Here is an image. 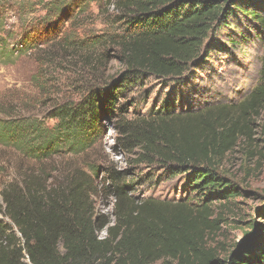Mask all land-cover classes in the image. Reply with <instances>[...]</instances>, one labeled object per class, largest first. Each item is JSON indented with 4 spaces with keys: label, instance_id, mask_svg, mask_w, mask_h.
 Segmentation results:
<instances>
[{
    "label": "trees",
    "instance_id": "trees-1",
    "mask_svg": "<svg viewBox=\"0 0 264 264\" xmlns=\"http://www.w3.org/2000/svg\"><path fill=\"white\" fill-rule=\"evenodd\" d=\"M237 1L250 4L251 0ZM93 2L103 12L102 0H53L43 4L47 11L43 22L46 35H55L65 19L88 11ZM231 2L104 3V8L108 5L114 9L116 33L95 36L87 44L78 38L70 42L85 51L104 44L116 47L126 66L124 76L113 85L95 82L82 102L63 105L51 113L50 118L56 119L52 129L32 118L1 121L0 140L37 163L58 153L79 155L89 151L97 141L101 120L115 116L128 80L144 75L183 79L189 68L199 63L210 34H220L230 25ZM34 6L31 4L32 12ZM236 9L264 27V17L252 12L251 7ZM263 111L264 58L260 84L242 101L188 113L175 112L168 101L150 117L120 120L118 133L127 151L139 149L137 163L161 164L173 176L192 173L202 191L230 190L219 177V166L242 139L251 138L252 120ZM109 175V189L116 196L112 226L95 214V168L76 169L63 175L62 181L29 174L22 180V187L14 182L4 188L0 215L11 224L0 221V264H264L262 230L253 236L248 234L252 236L248 246H238L227 258L221 259L216 249L209 248V235L218 229L217 221L212 220V201L206 200L200 207L153 199L136 203L129 196L133 182L127 183V177L113 170ZM221 195L225 200L234 198L226 192ZM103 230L105 238L99 237Z\"/></svg>",
    "mask_w": 264,
    "mask_h": 264
},
{
    "label": "rangeland",
    "instance_id": "rangeland-1",
    "mask_svg": "<svg viewBox=\"0 0 264 264\" xmlns=\"http://www.w3.org/2000/svg\"><path fill=\"white\" fill-rule=\"evenodd\" d=\"M52 1L0 0V122L32 118L52 129L56 119L50 118L51 113L63 105L82 102L95 82L113 85L125 74L126 66L116 47L104 44L85 51L70 42L78 38L87 44L95 36L116 33L114 9L108 5L104 8V3L113 0H102L101 13L98 4L93 2L88 11L65 19L55 35L49 36L43 25L47 14L43 4ZM31 4H36L34 12ZM238 6L251 7L252 12L264 17V2L251 0L247 4L232 0L228 6L230 25L220 34H210L199 63L191 66L183 79L144 75L128 80L115 116L101 120L97 141L89 151L79 155L58 153L52 159L37 163L0 140V193L14 182L22 187V180L29 174L62 181L63 175L76 169L95 168L98 174L94 176L95 214L112 226L116 196L109 189V174L113 170L127 177V183L133 182L134 190L129 196L136 203L153 199L200 207L206 200L212 201L215 212L212 220L217 221L218 229L209 235L208 243L221 259L227 258L238 246L247 247L250 237L264 231V111L252 120L251 138L242 139L219 166V177L230 190L202 191L195 185L192 173L173 176L161 164L137 163L139 149L127 151L118 133L120 120L133 122L150 117L168 101L177 113L195 112L218 104L233 105L260 84L264 27L245 12L240 14ZM223 192L234 198L222 199ZM0 221L11 224L2 215ZM106 236V230L99 234L101 238Z\"/></svg>",
    "mask_w": 264,
    "mask_h": 264
}]
</instances>
